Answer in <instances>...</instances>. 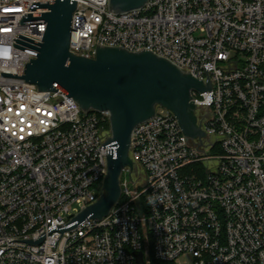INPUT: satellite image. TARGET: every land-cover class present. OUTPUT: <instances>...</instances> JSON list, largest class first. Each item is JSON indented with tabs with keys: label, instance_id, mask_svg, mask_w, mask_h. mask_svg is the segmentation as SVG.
<instances>
[{
	"label": "built area",
	"instance_id": "obj_1",
	"mask_svg": "<svg viewBox=\"0 0 264 264\" xmlns=\"http://www.w3.org/2000/svg\"><path fill=\"white\" fill-rule=\"evenodd\" d=\"M37 1L51 0H0V264H138V252L143 264L184 253L191 264H264V0H147L121 14L76 0L70 53L148 49L211 89L191 91L203 137L157 106L132 130L133 168L108 214L50 234L102 193L110 132L106 112L20 78L36 55L13 43L37 50L14 39L38 45L16 35L41 42L46 27L20 24L45 12L28 10ZM44 231L40 244L17 241Z\"/></svg>",
	"mask_w": 264,
	"mask_h": 264
},
{
	"label": "water",
	"instance_id": "obj_2",
	"mask_svg": "<svg viewBox=\"0 0 264 264\" xmlns=\"http://www.w3.org/2000/svg\"><path fill=\"white\" fill-rule=\"evenodd\" d=\"M146 2L108 0V11L126 13L141 9ZM75 8L76 0L33 2L28 10L43 9L45 12L24 13L20 24L46 22L42 40L37 42L17 34L38 47L19 39L14 41L37 52L13 43L15 47L36 55L28 63L21 62L20 78L24 81L34 84L38 91L63 93L85 112L108 114L110 135L102 143L106 147L102 193L68 223L56 224L48 229V234L52 231L62 233L76 227L86 218L100 219L108 214L120 197L119 178L122 169L133 168L129 156L132 130L137 124L152 118L157 106L169 110L175 116L188 138L203 137L205 134L196 122L191 91L211 89L208 76L204 84L201 79L194 78L148 49L129 51L118 46L96 44L94 57L70 53L71 15ZM203 68L206 73V66ZM46 233L44 231L35 240L17 241L40 244ZM136 256L138 264H143L142 254L138 252Z\"/></svg>",
	"mask_w": 264,
	"mask_h": 264
},
{
	"label": "rangeland",
	"instance_id": "obj_3",
	"mask_svg": "<svg viewBox=\"0 0 264 264\" xmlns=\"http://www.w3.org/2000/svg\"><path fill=\"white\" fill-rule=\"evenodd\" d=\"M122 179L126 180L128 182V187H129L130 190L134 189V186H133V184L130 181L129 173L127 171H125L122 174ZM191 263H192V258H191V255L189 253H184V254L180 255L173 262V264H191Z\"/></svg>",
	"mask_w": 264,
	"mask_h": 264
},
{
	"label": "trees",
	"instance_id": "obj_4",
	"mask_svg": "<svg viewBox=\"0 0 264 264\" xmlns=\"http://www.w3.org/2000/svg\"><path fill=\"white\" fill-rule=\"evenodd\" d=\"M105 128H106V129L109 128V124H108V122L105 123Z\"/></svg>",
	"mask_w": 264,
	"mask_h": 264
}]
</instances>
